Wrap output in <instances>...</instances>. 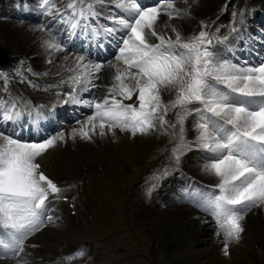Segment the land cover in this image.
<instances>
[{"label": "snow or ice", "instance_id": "obj_1", "mask_svg": "<svg viewBox=\"0 0 264 264\" xmlns=\"http://www.w3.org/2000/svg\"><path fill=\"white\" fill-rule=\"evenodd\" d=\"M112 4L119 13H112L110 25L100 23L101 9L108 7L106 0H69L63 11L53 0H40L38 5L45 15L52 16L53 23L62 25L55 30L51 25L38 26L48 34L43 47L49 56L70 49L60 65L70 75L47 88L67 85L71 90L63 94L62 103L91 109V115L77 120L80 127L73 128L68 137L91 141L97 129L101 137L108 133L115 136L117 129L133 137L157 131L168 134L169 128L173 129L176 144L171 153L176 162L194 146L207 161L203 171L218 179L213 190L188 189L181 198L211 217L216 235H223L227 255L229 241L241 239L245 214L264 207V56L240 63L220 56L213 44L231 45V36L219 35V29L213 32L206 21L200 22L198 35L190 38L170 24L165 27H171L174 38L159 33L162 15L169 21L189 15L176 8L174 0H155L152 6L145 0H112ZM239 15L240 27L234 21L231 34L243 36L246 13ZM151 37L158 43L151 42ZM101 38L115 40L114 61H107L114 70L112 83L102 100H86L82 93L96 87L105 66L98 51L97 59L90 58L93 46L104 47ZM260 39L264 40V35ZM17 76L23 82L19 70ZM0 80L6 92L9 77L0 71ZM163 89L173 91L174 99L165 103ZM56 95L59 98L61 93ZM133 97V103L124 102ZM26 104L27 109L16 99H0V259L10 257L16 264H28L18 259L25 241L44 226L50 197L63 191L45 174L39 159L64 142L65 133L23 137L26 112L39 128L42 118L49 122L58 119L57 105L44 115L43 106ZM169 110H177L174 123L166 119ZM190 116L196 118L194 142L185 138V122ZM83 255L78 249L65 259Z\"/></svg>", "mask_w": 264, "mask_h": 264}, {"label": "bare ground", "instance_id": "obj_2", "mask_svg": "<svg viewBox=\"0 0 264 264\" xmlns=\"http://www.w3.org/2000/svg\"><path fill=\"white\" fill-rule=\"evenodd\" d=\"M106 2H112V0H106ZM190 2L189 5H182V7L181 5H177L178 7H176L182 12H188V16L169 21L166 15H162L157 24V31L166 36H172L171 34L174 33L171 31V27H165V24L175 25L185 38H190V34H198L202 30L200 27L195 29L196 26H199L196 24V21L206 20L207 22V19L213 18L214 20L221 15L218 5L223 2L222 0H192ZM230 6L232 5H229V11L223 14L221 19H227L230 15V11L235 9L234 6ZM7 8H9V0H0V43L8 50L10 62L14 67L21 68H26L29 66V63L32 62V64H38L41 70L44 71L46 66L43 60L44 57L49 54L43 47V41L48 39V34L39 31V25L35 24L36 26H34V23L31 24L26 20L19 21L13 19L11 15L9 16L7 14ZM211 22H208V25ZM14 27L18 28L17 33L11 37L6 36L4 33L5 28L10 29ZM172 37L174 38V36ZM67 54V52L53 53L51 57H49L57 60L61 59V61H63L64 55ZM69 63H71V61H69ZM5 68L10 72H7V76H10V74L13 73L12 69L8 67ZM113 72L114 70L110 65L108 63L105 64L99 80L95 82L98 87L102 85V88H98V90L102 89L105 91L106 88L108 89L112 83L111 77ZM24 74L29 78L31 76H40L39 74L37 76L34 74L30 75L29 71H25ZM103 76L105 80H103ZM2 85L3 83L0 81V86L2 87ZM24 87L26 88V86L21 85L20 89ZM38 91L44 92L43 90ZM23 93L30 97L34 95L28 90H24ZM161 95L164 102L168 103L170 100L174 99L175 93L169 89H163ZM176 111L177 110H169L166 119L170 123L175 122ZM195 124L196 119L192 118V116L185 122V136L188 141L189 136L197 135ZM173 131V129H169L168 134L157 131L148 136L137 135L133 138V136L128 133L121 134L118 129L115 130V136H113L112 133H108L101 137L97 129V134L91 141H88L82 140L78 136L73 140L68 137V133L71 131L67 130L65 131L66 140L64 142H58L55 149L53 151L49 149L39 161L41 162L42 168L55 180L69 183L75 179H85L83 185L84 190L88 187L93 188L92 190L97 188L101 190V194H103L104 191H102L103 189L100 188V185L107 184L106 181L104 182V180L99 178H90L92 174L101 175V170L104 172L106 171L105 167L113 169L115 165H118L121 159H126L124 161L122 160L123 164L132 166L134 170L135 167L132 165L134 161H130L129 158H133L135 154L140 155V151L143 152L145 156L151 154L153 156L151 158L155 156L162 158V150L164 151L175 138L172 135ZM175 131L178 133L179 129L177 128ZM186 134L189 135L187 136ZM167 138L171 140L170 143L165 144V146L158 145V141H165ZM127 149H129V151L135 150V154L132 155ZM160 151L162 153H160ZM190 151L191 150H189L183 158L180 157L179 163L176 162L175 165L179 167L180 170L192 174L201 181H210L209 183H214L212 185L218 183L217 178L214 182L212 181L215 176L209 175L203 171L207 161L198 154H194ZM98 166L101 167V170H98ZM151 169L158 170L159 167L156 164ZM160 169L162 173L170 172L172 176L169 178H171L172 182L177 181V177L174 174L175 170L169 167L167 161L163 163ZM113 172L105 173L113 176L116 173L122 178V184H124V186L115 192V194H119L120 206H125L129 197V201H132L131 199H133L135 194L132 189L135 185V180L130 188L126 170L119 167L118 170H113ZM147 175L144 177V185L148 181L153 180V176ZM165 180L166 179H163L162 182ZM158 188L159 189L153 193L154 195H151L153 197L151 200L149 199L151 203L147 205V207L144 205L143 201L136 199L135 202L141 209V212H138V214L141 213L140 215L143 217L146 215L151 216L150 220L152 222H149V224H146L147 222L145 223L148 229L152 225L155 226L149 229V235H147L149 238L143 239L140 235H137L127 227L134 233V238H137L141 243H145L151 248V264H264V207L252 208L245 214V219L242 222L244 231L241 234V239L239 241H229L228 254L225 255L223 235H216L215 222L212 221L211 217L194 206L190 207L188 203L181 198L182 195L178 192H174L171 186L167 187L163 185ZM82 195L81 198L77 200V209H79L77 215L80 214L77 221L75 216L70 215V209L62 202L54 204L55 212L52 217L54 218L60 215L62 219L60 218V220H57L52 228L55 229L57 228L56 226H58L62 229H69V227H71V229L77 231L87 228V223L90 221L86 216L92 214L93 206H91L89 201H85L87 197L86 194L84 193L83 197ZM97 195L98 194L95 193L91 194L90 201L92 197ZM108 200L111 202V199L108 198ZM98 205L101 207V202L99 200ZM125 210L126 209H123L120 213L117 208L116 213H118V217L121 214L123 215ZM105 220L107 221V219ZM111 220L112 218L110 220L108 218V224H110L109 222ZM117 221L113 224H116ZM61 231L62 230H58L57 234H62ZM95 234L94 236L93 233V236L88 239V241L93 243L94 250L91 249V245H89V249L86 250V253L91 256H94L96 253L97 258L100 260V264H120V262L132 264V260L137 261V264H147L145 260L139 257L141 251L133 247L131 242H127L128 247H126L125 240H120L123 244V250H121L118 244L112 242L104 244L105 239L103 236H105L106 232L102 233V230L101 232L96 230ZM49 237L57 242L58 238L56 239V236L51 233L50 226L41 229L40 232L30 237L25 244V248L29 244L35 246L45 245V248H36L35 250L36 254L39 255L38 257L42 258V264H65L64 255L71 251V249H68L71 245L64 242L67 238L60 236L62 238H60L62 241L59 240L60 244H54L49 243ZM50 244L52 245L50 246ZM200 245H204V247L201 248ZM105 246L109 248V253L108 251L106 252V254H108L107 257L103 254ZM97 247L98 249H95ZM112 252L114 254L109 257V254ZM25 258L26 257H20L18 259L24 260ZM0 264H16V259L0 260Z\"/></svg>", "mask_w": 264, "mask_h": 264}, {"label": "rangeland", "instance_id": "obj_3", "mask_svg": "<svg viewBox=\"0 0 264 264\" xmlns=\"http://www.w3.org/2000/svg\"><path fill=\"white\" fill-rule=\"evenodd\" d=\"M191 2H188V5L190 4ZM181 7H182V5H181ZM230 7H232V6H230ZM32 24V23H31ZM34 26H36L35 24H33ZM197 28H199V26H196L195 27V29H197ZM17 29V30H16ZM17 31H18V28L17 27H14V28H10V29H7V28H5V30H4V33H5V35L6 36H9V37H11V36H13V35H15L16 33H17ZM18 43V42H17ZM0 50H2V52H4L5 53V55L8 57L9 56V53H8V50L6 49V47L4 46V45H2V44H0ZM103 80H105V77L103 76ZM187 135V134H186ZM189 135V134H188ZM187 135V136H188ZM195 137H196V135H194V136H189V141H191V142H194V140H195ZM170 141L171 140H169V138H167L165 141H158V145L160 144L161 146L163 145V146H165V144H168V143H170ZM162 142V143H161ZM170 145V144H169ZM128 150V152L129 153H131L132 155H134L135 154V150H131V151H129V149H127ZM191 151L190 152H192V153H194L193 152V150L192 149H190ZM194 150L196 151L197 149L194 147ZM134 151V152H133ZM189 150H185L182 154H181V156L180 157H184V155L188 152ZM162 152H163V150H162ZM161 151H160V153H162ZM140 155H134V157L133 158H129L130 159V161H134V163H132V165L135 167V169L133 170V167L132 166H127V165H124L123 164V162H122V160L123 159H121L120 160V162H118V165H115L114 166V168L113 169H108L107 167H105L106 168V171L105 172H107V173H109V172H113V170L114 171H116V170H118V168L120 167L121 169H124V170H126V172H127V175H128V178H129V183H130V188L132 187V184H133V182H134V180H135V185H134V187L132 188L133 189V193H135L134 194V196H133V199H131L132 201H129V199H130V197H129V199H128V201L126 202V205L125 206H127V207H125V206H120V197H119V194L118 193H116L115 194V189H113V192L114 193H112V192H110V190L107 188V186L104 188V190L103 191H105L103 194H102V196H100V198H99V201L101 202V208H102V211H101V213H100V209L99 208H97L96 206H94L92 209H93V211H92V214H93V216H94V218L93 219H91V221L90 222H88L87 223V226H88V228L86 229V231H83L82 229H81V231H77L73 236H72V238H77V237H84L85 235H86V238H88V235H89V233L93 230V228H95V227H100V228H102V227H106V228H103L102 229V233H104V232H107V229H109L110 228V226H109V224H108V218H109V220L112 218V220L109 222L110 223V225H112L115 221H117V217H118V213H116L117 212V208L119 209V212L121 213V211H123V209H126L125 210V212H124V214L122 215H120L119 217H118V221L116 222V224L117 223H119L120 221L123 223V221H124V223H123V228H122V230L123 229H128L127 227H129L132 231H134L137 235H140V237H142L143 239H148L149 237H147V235H149V229L152 227H155L154 225H152V226H150V228L148 229V226L147 225H145V223L146 224H149V222H152L151 220H150V218H151V216L150 215H146L145 217H143L142 215H140V214H138V212H141L140 210V208L137 206V204H135V202H136V199H138L139 201H143L144 202V205H146V207H147V205H149L150 203H151V201H149V199L151 200V198L153 197V196H151V195H154V194H150V193H148V195H147V190L145 189L144 190V180H145V176L148 174L149 175V173H148V171H149V169L150 168H152L153 166H155L156 165V163H155V160L156 159H159V157H157V156H155L154 158H151V157H153L151 154L150 155H148V156H145L144 155V153L143 152H141L140 151ZM164 155H170L171 154V147L169 146V147H167L165 150H164ZM163 153H162V155H163ZM194 154H196V153H194ZM159 155V154H158ZM138 158V159H137ZM124 160H126V159H124ZM123 160V161H124ZM150 160V161H149ZM164 160H166V159H164ZM163 160V161H164ZM122 163V164H121ZM173 163V162H172ZM148 164V165H147ZM137 165H139V166H137ZM107 170H109V171H107ZM142 173V174H141ZM147 175V176H148ZM139 176H141V177H139ZM109 178H111V176L109 177ZM137 179V180H136ZM216 180V177L214 178V179H212V181L214 182ZM141 181V182H140ZM138 183H140V184H138ZM121 186V179L120 180H118L116 183H115V187H120ZM140 187V188H139ZM93 188H90V187H88L87 189H85L84 190V193L86 194V199H85V197H84V199H85V201H89V203L91 204V206H93V204L91 203V201H90V195L91 194H93V193H95V194H98V195H100L99 193H101V190H99V189H97V188H94V190H92ZM81 191V188H77L76 189V191L73 193V197H74V199H75V201H76V199L78 198V197H80V194H79V192L78 191ZM90 190V191H89ZM142 190V191H141ZM88 191H89V193H88ZM142 193H141V192ZM132 192V191H131ZM140 192V193H139ZM109 193H112V194H109ZM141 194V195H140ZM146 195V196H145ZM108 198L109 199H111V202H109V200H108ZM118 200V201H117ZM148 200V201H147ZM116 201V202H115ZM146 201V202H145ZM115 202V203H114ZM93 203H95V202H93ZM112 203V204H111ZM119 204V205H118ZM116 206V207H115ZM136 214V215H135ZM117 215V216H116ZM105 219H107V221L105 220ZM193 220V219H192ZM90 223V224H89ZM126 226H125V225ZM53 227V225L51 226V233L53 234V235H55L56 236V239H57V243H59L60 244V241H62V240H60V236H62V234H59V236H57L58 234H57V232H58V230L59 229H54V228H52ZM73 227V226H72ZM69 229L70 230H74V229H71V227H69ZM53 231V232H52ZM95 232H96V230L95 231H93V233H94V236L96 235L95 234ZM112 233H115V235H114V238H110V239H113V240H105V243L104 244H108V243H110V242H112V241H115V240H118V241H120V240H125L124 239V237H123V235L124 236H126V238H128V236H130V233L128 232V231H124V232H122V233H119V227L118 228H116V229H114V230H112L111 231ZM55 233V234H54ZM63 233V232H62ZM93 233L91 234V236L89 237V238H91L92 236H93ZM128 233H129V235H128ZM116 234H118V235H121V236H116ZM132 234H134V233H132ZM63 238H64V236H63ZM82 238H80L81 240H82ZM62 239V238H61ZM130 240H132V243H134V245L135 246H137V238L134 240L133 239V237H132V235L130 236V238H129ZM60 240V241H59ZM86 241V240H85ZM65 242V241H64ZM87 242V241H86ZM89 242H91V241H89ZM126 242V241H125ZM114 244H116V243H114ZM89 245H91L90 247H93V243L91 242V244H89ZM119 246V245H118ZM143 248H142V251L143 252H145V254H143L142 255V257L145 259L147 256H149V249H150V247H148V245H143L142 246ZM200 247L202 248V247H204V245H200ZM37 248H42L40 245L37 247ZM149 248V249H148ZM91 249H93V248H91ZM88 250V249H87ZM94 250V249H93ZM108 253H109V251H108ZM28 254H29V256H31V255H33V257H36L35 256V252L33 251V250H31L30 252H28ZM38 258V257H37ZM149 258V257H148ZM36 259V258H35ZM38 261V260H37ZM96 260L94 259V258H91V257H89L88 259H86L85 257H78V259H77V262H80V263H82V264H97V262H95ZM120 264H122V263H120ZM132 264H137V261H135V260H132Z\"/></svg>", "mask_w": 264, "mask_h": 264}]
</instances>
